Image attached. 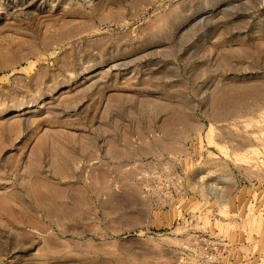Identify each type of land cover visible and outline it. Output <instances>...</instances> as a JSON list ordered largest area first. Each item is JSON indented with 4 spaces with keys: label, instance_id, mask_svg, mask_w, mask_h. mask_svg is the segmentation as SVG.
<instances>
[{
    "label": "rangeland",
    "instance_id": "1",
    "mask_svg": "<svg viewBox=\"0 0 264 264\" xmlns=\"http://www.w3.org/2000/svg\"><path fill=\"white\" fill-rule=\"evenodd\" d=\"M0 264H264V0H0Z\"/></svg>",
    "mask_w": 264,
    "mask_h": 264
},
{
    "label": "bare ground",
    "instance_id": "2",
    "mask_svg": "<svg viewBox=\"0 0 264 264\" xmlns=\"http://www.w3.org/2000/svg\"><path fill=\"white\" fill-rule=\"evenodd\" d=\"M31 6V3L30 2H26L25 4H23L22 8L23 9H27Z\"/></svg>",
    "mask_w": 264,
    "mask_h": 264
}]
</instances>
